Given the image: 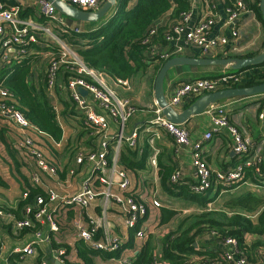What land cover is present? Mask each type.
<instances>
[{"label": "crops", "instance_id": "obj_1", "mask_svg": "<svg viewBox=\"0 0 264 264\" xmlns=\"http://www.w3.org/2000/svg\"><path fill=\"white\" fill-rule=\"evenodd\" d=\"M38 1L0 0V6L5 8L16 7L19 9V12L20 10H28L27 17L24 18H30L39 25L51 27L53 34L57 35L59 41L61 40V44L46 34L37 33L39 37L38 42L30 44L22 56L15 57L14 54L11 55L9 62L13 65L14 63L28 60L29 73L27 81L34 87L37 93L42 92L46 95L48 101L53 106L56 118L63 131L60 142H55L43 132L31 130L28 133L43 154L50 158L49 161L52 164L60 169L59 163L66 161L69 162V166H66L65 172L62 173L60 171V174H57L55 177L39 173L40 184L35 185L31 180V176L37 172L34 161L16 149V143L22 133L16 125L0 116V176L7 184L6 187L0 186V207L5 209H14L16 207L25 191L28 190V185L38 187L44 190V192L46 188H52L59 194L75 193L79 191L83 178L90 172V166L86 163L81 165L76 164V151L71 154L66 147L67 143H72L75 137H77L76 142L79 140L80 143L86 141L85 138L76 135L77 129L74 120L77 117L75 116V112H71L63 106V101L68 97L66 82L71 76L70 72L64 71L63 66L60 67L56 86L53 90L47 89L44 82V72L49 60L57 55L61 46L77 52L79 44L73 42L74 39L69 37L70 32L75 27H78L79 31L91 30L99 24L100 19L96 22H81L66 16L65 31L61 26L50 22L41 13ZM230 2L231 0H196L191 6L192 17L195 21L205 14L215 15V24L208 32L209 37L225 36L229 38V43L224 48V55H209L204 57H250L264 50V25L257 19L252 9V5L258 4L259 0H245L247 9L235 21V28L238 33L235 39L230 37V27L225 24L224 6ZM113 10L114 6L101 19L108 18ZM171 12L172 10L158 19L156 23L157 27L164 30L174 22L175 18L172 17ZM172 48V44L166 43L157 35L155 46L153 45L146 54L149 59L159 58L160 53L169 52ZM178 56L203 57L198 52V49L193 46L184 47V50ZM34 58L40 60V68L36 71H34V62L36 61L33 60ZM160 62L162 64L164 60L159 58L156 62H151L145 72H138L133 75L128 80V86L125 87L116 85L112 79L107 78V83L114 89L117 95L128 99L129 103L135 107L134 114L125 123L124 133L129 135L134 129L137 131L136 143L132 148L135 152L134 160H142L141 157L144 149H146V158L143 161V167L135 170L127 169L118 164L117 166L125 170L130 180V187L124 193H131L147 206V215L142 223L146 229V233L147 229L151 228V224L156 227V232L158 231V227L160 229L157 235L152 238L157 245L156 253L160 252V245L158 243L161 236L166 232L176 229L184 217L200 213L206 206L212 204L217 207L219 206L218 210L226 211L223 204L220 206L221 203L219 202L222 192L226 191L229 194H236V196L237 194L239 196L246 192H252L259 197H264V186L255 187L253 185L254 180H251L249 177H244V180L234 185L233 189H221L218 186L223 187L222 185L215 184L206 194L208 197H211L215 193L217 194L206 206L183 197H178L162 186L160 177L164 168L171 167L179 170L181 175L178 184L189 191L191 184L196 180V172L193 164L191 144L177 146L171 136L162 127L151 126L148 123L153 116V109L155 107L153 84L158 71L156 70V66ZM6 64L0 60V69ZM229 70V67L226 70L219 66L195 67L184 65L173 67L168 71L164 79L163 87L166 98L171 95L174 85L178 82L219 75ZM242 76L243 78H247L249 76L248 71L243 70ZM84 96L95 106L98 112H104L92 101L89 95ZM220 105L224 107L229 121L250 135L253 151H259L264 157V94L249 97H231L210 105L204 112L191 116L185 123L181 124V126L188 130L191 143L201 140L206 131H212V138L202 143V157L207 165L214 170L226 171L234 168L240 161L232 151L231 138L227 131L225 129H213L211 121L212 108ZM184 107H186L184 103H181L177 110L181 111ZM108 122L109 134L113 137L117 133L119 125L111 118L108 119ZM91 143L88 148L81 150L96 149V138ZM112 145L113 141L110 142L111 153H113ZM50 146L57 151V155L50 151ZM125 147H128V145L124 142L117 152V158L120 149H124ZM153 159H155V164L152 163ZM70 169H74V174H68ZM95 183L99 184L98 182ZM168 186L169 184H167ZM114 190L118 191L119 189L114 187ZM233 197H230V199ZM152 200L160 201V205L158 206L160 208L153 206ZM226 200H229V198ZM47 207L57 224V230L55 231L50 229L48 223L36 224L33 228L17 230L14 227L13 220L15 217L12 214H10L12 216L4 215L0 217V264H40L41 262L58 264L54 258V251L59 248L65 249V246L69 249L65 259L69 262L79 263L75 249V243L79 238L76 236L75 225L79 222L84 227L88 226V216L99 221L98 234L96 233L98 238L102 236L104 230H107L110 235L119 239V245L129 240L130 228L124 224V214L114 201H109L105 207L103 198L97 197L86 210L79 209L73 205L63 204L59 201L48 202ZM161 209L175 210L176 215L169 222L161 225L159 224ZM36 230L48 236L49 240L35 245V251L32 255L22 256L14 252L15 249H21L33 240ZM148 232L152 233L153 231ZM133 240V248H124L120 255L123 254L130 258L134 257L141 246V243L137 242L139 240L135 237V232ZM193 246L204 253L209 251L219 253V255L222 248L225 247L210 232L197 236ZM259 250V258L252 264H260L264 259V248H260ZM192 257L199 258L203 257V255H193ZM95 261L96 264H108L109 259L105 261L100 257H96Z\"/></svg>", "mask_w": 264, "mask_h": 264}, {"label": "built area", "instance_id": "obj_2", "mask_svg": "<svg viewBox=\"0 0 264 264\" xmlns=\"http://www.w3.org/2000/svg\"><path fill=\"white\" fill-rule=\"evenodd\" d=\"M63 3L76 7L83 11H95L106 0H59ZM131 0L130 2H134ZM189 4L187 10L181 11L174 22L163 30L162 40L172 44L173 48L169 52L160 53L159 58L169 59L178 56L186 46H193L204 57L209 55H224V48L229 43V38L225 36L209 37L208 32L215 24V15L205 14L196 21L192 17L191 6L196 0H186ZM38 5L41 13L50 22L61 26L66 31L65 17L59 12L50 1L39 0ZM247 3L245 0H231L224 6L225 24L230 27V37L235 39L238 33L235 28V21L240 14L246 11ZM157 25L152 27L144 43L155 46ZM68 31V30H67ZM79 32V28L73 29ZM37 33H43L53 40L59 41L54 35L51 27L39 25L30 18L19 16V9L16 7L0 6V60L8 63L11 55L22 56L32 43H37L39 37ZM61 44V40L59 41ZM154 49V48H153ZM68 65L72 74L66 82V88L75 109L82 115V120L91 129L97 138V148L92 151H79L75 155V162L78 165L86 163L90 166V172L83 178L79 191L72 194L60 195L52 188H46V196H37L35 202L27 204L24 208V216L20 219L14 218V227L17 230L31 228L36 224L48 223L51 230H57V224L53 215L49 212L48 202L59 201L63 204L73 205L79 209L86 210L97 197L103 198L106 207L109 201H114L124 214V224L131 228L135 223L145 218L147 215L146 204L135 198L131 193H124L130 187V180L125 170L117 166V152L125 142L128 147L133 148L136 143L137 131L134 129L129 135L124 133L125 123L135 112L128 99L123 98L112 89L107 83V76L87 66L75 50L64 46L59 48L56 56L52 57L44 72V82L48 90H53L56 86L58 72L61 66ZM243 80L242 71L223 72L215 77H201L189 81L178 82L174 85L171 95L166 98L167 103L174 109H178L181 103L189 105L197 97L216 91L221 88L233 87ZM116 85L128 86V80L116 79ZM82 88L89 95L92 101L104 112H98L95 106L82 95L78 89ZM211 121L213 129H225L231 138V148L240 161L230 170L219 171L210 168L202 157V143L212 138V131H206L202 139L191 143L189 132L181 124L170 122L156 105L153 109V116L148 123L151 126L162 127L174 140L177 146H187L191 144L192 158L195 166L196 180L190 186V191L194 194L205 195L210 187L220 184L228 189V183H237L244 180L248 169L255 173L256 180L253 181L255 187L264 186V157L259 151H253L252 139L249 134L239 129L229 121V117L223 106L212 108ZM0 116L16 125L22 133L16 143V149L26 157L34 161L36 171L32 176V182L40 184L39 173L55 177L57 169L51 161L47 160L38 145L34 142L30 134L31 130L38 131L25 115L17 108L8 91L0 86ZM116 121L119 125L117 133L112 137L109 134L108 119ZM40 132V131H39ZM113 141V153L109 151V143ZM110 156V163L108 157ZM155 164V159L152 160ZM262 166V167H261ZM69 175L74 174V169L69 170ZM180 171L175 170L169 181L177 183L180 181ZM98 182L99 184H96ZM114 187L119 190L115 191ZM230 186L229 188H232ZM24 193L23 197H26ZM152 205L158 207L160 203L152 200ZM4 215L12 216L0 207V217ZM89 225L84 227L79 222L76 223V236L94 249L102 251H113L119 247V239L113 237L107 230H104L100 238H95L99 229V221L88 216ZM141 221L135 231V237L143 240L146 236V229ZM48 236L43 235L39 230L34 232V238L21 249H15L19 255H32L35 245L48 241ZM222 242V241H221ZM219 257L207 259L199 257L194 264H250L246 259L236 252V243L233 239H226L222 242ZM1 246V245H0ZM63 249H55L54 258L58 264H66L65 257L62 256ZM132 258L123 254L116 258H110L108 264H130ZM40 264H47L41 262ZM264 264V259L260 262Z\"/></svg>", "mask_w": 264, "mask_h": 264}, {"label": "trees", "instance_id": "obj_3", "mask_svg": "<svg viewBox=\"0 0 264 264\" xmlns=\"http://www.w3.org/2000/svg\"><path fill=\"white\" fill-rule=\"evenodd\" d=\"M130 1L116 0L112 14L106 19H100L96 27L91 30L72 31L69 35L70 38L74 39L73 42L79 44L77 53L83 62L90 68L104 73L107 78L113 81L116 79L129 80L136 73L145 72L151 62L159 60L158 57L149 59L146 54L151 48L150 43H144L149 30L156 25L158 19L165 13L172 10L171 15L176 19L181 11L189 8L186 0H135L132 3ZM252 9L257 19L264 25L258 4L252 5ZM28 12V10H20V17H27ZM157 35L159 38L163 36V30L159 27L157 28L156 37ZM160 65L161 62L156 66V70ZM63 69L69 71L70 75L75 74L69 70L68 65H63ZM245 70L248 71L249 76L243 78L241 82L233 87L251 86L264 82V63L259 66H249ZM69 72L67 73L69 74ZM28 73V60L13 65L8 62L0 69V86L8 91L17 108L38 131L47 134L55 142H60L63 131L56 118L53 106L44 93H37L34 87L29 84L27 81ZM215 76L217 75L210 77ZM67 96L63 101V106L76 110L69 93H67ZM81 126L91 130L83 121ZM95 138L96 136L93 134L91 140ZM110 148L109 143V151L111 152ZM92 150L94 149H89L86 152ZM79 151H81L80 148L76 154ZM145 153L146 149L143 151L142 160L136 161L134 160L135 152L132 148L125 147L119 151L117 164L130 170L141 168L146 158ZM108 161L110 163V156ZM262 166H264V162ZM56 169L58 174L60 171L58 167ZM65 171L66 167L62 170V173ZM174 171L175 169L171 167L164 168L160 177L162 186L170 193L195 201L202 206H206L214 199L217 193L211 197H208L207 194L202 196L184 189L182 185L178 184L179 181L177 183L170 182L169 178ZM254 174L252 169H248L245 178L249 177L251 180H256ZM167 184H169L168 187ZM0 186H7L1 176ZM218 187L223 189L221 186ZM25 193L27 194L26 197H22L14 209H2L12 214L16 219H20L24 216V208L27 204L34 203L37 196H46L44 190L29 185ZM225 206L232 212L229 213L227 210L207 211L204 209L200 213L184 217L176 229L161 236L158 243L160 245L159 253L155 252L157 245L149 236L140 246L130 264H194L193 262L197 258L192 257L193 255H203L202 258L207 259L219 257V253L209 251L204 253L193 246L197 236L209 232L213 233L222 242L229 238L235 240L236 252L243 256L248 263L256 262L259 258V249L264 248V197L246 192L225 202ZM175 215V210L161 209L159 224L169 222ZM143 219L138 220L129 229V240L113 251L97 250L81 239L77 240L75 249L79 263L69 262L66 259L65 263L96 264V257H100L105 261L119 257L124 248H133L134 232ZM35 226L36 223L33 227ZM97 234L95 238H98ZM63 250L62 256L65 257L69 249L65 246Z\"/></svg>", "mask_w": 264, "mask_h": 264}, {"label": "water", "instance_id": "obj_4", "mask_svg": "<svg viewBox=\"0 0 264 264\" xmlns=\"http://www.w3.org/2000/svg\"><path fill=\"white\" fill-rule=\"evenodd\" d=\"M52 5L65 16L81 21V22H96L104 17V15L115 5L116 0H106L95 11H83L59 0H48ZM258 7L262 20L264 22V0H259ZM264 63V50L250 57H188V56H175L166 59L159 67L153 84V94L156 105L161 109V113L172 123L183 124L191 116L204 112L210 105L231 97H249L264 94V82L251 85V86H235L221 88L216 91L203 94L197 97L189 105L178 111L167 103L166 95L164 92V79L166 74L173 67L178 66H219L229 67L231 70L227 72H239L245 70L249 66H259ZM78 91L82 95H86V91L79 88Z\"/></svg>", "mask_w": 264, "mask_h": 264}, {"label": "rangeland", "instance_id": "obj_5", "mask_svg": "<svg viewBox=\"0 0 264 264\" xmlns=\"http://www.w3.org/2000/svg\"><path fill=\"white\" fill-rule=\"evenodd\" d=\"M35 62H34V71H36V70H38L39 68H40V60H38V58L36 59V58H34L33 59ZM222 68H225L226 70L228 69V67H222ZM71 112H75V116L77 117L76 118V120H74V123H75V126H76V129H77V132H76V135L78 136V135H80L81 137H83V138H85V142H83V143H80V140L78 141V142H76V138L77 137H75L74 139H73V142L72 143H67V145H66V147H67V149H68V151L71 153V154H73V153H75V151L77 152V150H78V148L79 147H81L80 149H85V148H88L90 145V141H93V140H91V137H93V134L91 133V130H89V129H86L85 127L83 128L82 126H81V123H82V115L80 114V113H77V111L76 110H71V109H69ZM73 114V113H72ZM83 131V132H82ZM80 143V144H79ZM50 148V151L53 153V154H56L57 155V151L56 150H54V148L53 147H49ZM46 158H47V160H50V158L49 157H47V156H45ZM59 165H60V169L58 168V170L59 171H62L66 166H69V162H66V161H61L60 163H59ZM56 167V166H55ZM58 174H59V172H58ZM227 186H234V184L233 183H228L227 184ZM228 187V189H233V187L232 188H229ZM224 188V187H223ZM67 190H70V189H67ZM257 191V190H256ZM259 191V190H258ZM220 192V191H219ZM226 191H224V192H222L221 193V195L222 196H220V199H219V202L221 203V205L220 206H222V204H223V207H224V209H226L229 213L230 212H232V210H229V208H227L226 206H225V202H227V201H229L230 200V197H235L236 196V194H229V193H225ZM60 195H64V194H60ZM231 195V196H230ZM237 196H238V194H237ZM227 198H229V200H226ZM160 202V201H159ZM218 205V204H217ZM158 208H160V207H158ZM218 208H220L219 206L217 207V206H215V205H209V206H206V208H205V210H207V211H210V210H218ZM151 226V228H149V229H147V233H146V236H145V238L143 239V240H139V241H137V242H140L141 243V245H142V242H144L149 236L151 237V238H153L155 235H157V233L159 232V227H158V231L156 232V227L155 226H153V224H151L150 225ZM148 231H153L152 233H150V232H148ZM155 241L156 242H158V240L157 239H155ZM139 243V244H140Z\"/></svg>", "mask_w": 264, "mask_h": 264}]
</instances>
